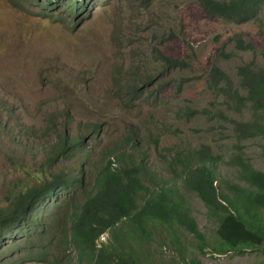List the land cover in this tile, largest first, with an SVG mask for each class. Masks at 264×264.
<instances>
[{
	"label": "rangeland",
	"instance_id": "rangeland-1",
	"mask_svg": "<svg viewBox=\"0 0 264 264\" xmlns=\"http://www.w3.org/2000/svg\"><path fill=\"white\" fill-rule=\"evenodd\" d=\"M39 2L0 0V205L8 192L64 170L80 174L86 185L61 192L42 211H52L58 200L63 211L69 210L66 199L83 200L106 152L119 145L125 153L109 156L114 168L141 166L139 177L150 189L175 183L172 199H182L209 243L202 254L181 224L153 221L148 235L129 240L140 259L149 253L147 264H261L264 255L257 249L211 252L217 222L196 193L184 187L180 163L168 164L176 152L204 146L218 156L217 184L229 194V184L246 186L235 161L239 156L264 171V137L238 142L231 122L220 115L250 120L252 109L247 102L240 111L234 109L235 98L212 91L206 81L217 49L233 34L255 50L224 48L230 56L221 54L217 62L234 85L241 62L264 61V9L255 20L235 24L210 18L195 0H86L76 14L75 6L64 10L55 0ZM159 53L185 65L163 72ZM127 83L136 85L137 93ZM79 136V151L56 154L59 138ZM128 136L133 142L126 141ZM123 227L133 230L128 220ZM109 236L104 233L100 240L107 242ZM22 241L5 249L11 261L46 264L21 261L28 254L20 248Z\"/></svg>",
	"mask_w": 264,
	"mask_h": 264
},
{
	"label": "trees",
	"instance_id": "trees-1",
	"mask_svg": "<svg viewBox=\"0 0 264 264\" xmlns=\"http://www.w3.org/2000/svg\"><path fill=\"white\" fill-rule=\"evenodd\" d=\"M32 1V0H29ZM42 5L53 0H36ZM64 10L75 6V14L85 5L86 0H55ZM81 1V2H80ZM210 17L226 22L243 24L255 20L262 9L264 0H195ZM234 45L239 51L254 52V45L239 34H233L224 41L208 71L207 84L218 94L232 96L236 100L234 109L240 111L246 102L252 109L250 120H236L220 113L231 122L234 137L240 142L256 136L264 137V61L258 63L255 58L241 62L236 68L237 85L232 77L218 65L220 55L230 56L224 48ZM154 51H157L154 49ZM163 72L167 68L182 67L184 62L159 53ZM129 72L133 69H127ZM133 94L138 88L134 84L125 85ZM133 94L131 96H133ZM232 107V106H231ZM196 110H190L193 115ZM97 129L98 126L94 125ZM127 137L126 141L133 142ZM82 137L76 140L59 138L55 146L56 154L66 152L71 156L79 151ZM124 155L125 151L114 146L106 156L107 160L94 177L91 188L86 189L83 200L74 196L66 199L69 210L63 211L58 201L52 211L43 212L42 205L61 192L70 188L86 185L80 174H71L59 170L38 184L31 185L19 192H8V200L0 205V264H17L6 255L10 245H18L27 251L21 261L42 262L46 264H147L140 259L139 252L129 245V240L139 241L140 236L148 235L149 223L172 225L178 222L195 238L200 253H207L209 245L195 220L187 215L182 199L175 201L176 184L156 185L150 189L139 177L141 166L122 165L114 168L109 156ZM183 153V155H182ZM264 156V147L262 150ZM56 156V155H55ZM54 159V156L51 157ZM208 148L176 152L169 162L173 167L180 163V175L186 189L196 193L207 208V212L217 222L216 239L211 245V252L218 255L229 252L243 253L245 249L259 250L264 255V171L251 167L240 156L235 160L240 176L246 186L227 185L231 194L223 192L218 186L215 173L216 160ZM174 176L177 174L174 172ZM170 186V187H169ZM157 190L153 192V190ZM52 203V202H51ZM133 230L125 231L123 222L127 221ZM110 233L107 242L100 240L104 233ZM135 232V233H134ZM142 236V237H143ZM37 237V238H36ZM12 249L11 251H13ZM148 264H155L150 261ZM194 264H199L198 261ZM264 264V259L261 262Z\"/></svg>",
	"mask_w": 264,
	"mask_h": 264
},
{
	"label": "clouds",
	"instance_id": "clouds-1",
	"mask_svg": "<svg viewBox=\"0 0 264 264\" xmlns=\"http://www.w3.org/2000/svg\"><path fill=\"white\" fill-rule=\"evenodd\" d=\"M63 138H64V137H63ZM66 138H67V137H66ZM78 138H79V137H78ZM78 138H74V139H76V140H77ZM74 139H72V140H74ZM58 140H59V139H58ZM56 144H58V141L56 142ZM56 144H55V146H56Z\"/></svg>",
	"mask_w": 264,
	"mask_h": 264
}]
</instances>
